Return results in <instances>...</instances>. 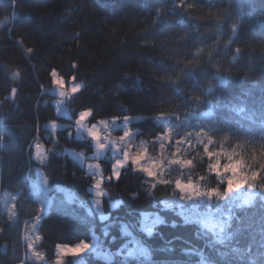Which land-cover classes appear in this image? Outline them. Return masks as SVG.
I'll list each match as a JSON object with an SVG mask.
<instances>
[{"label": "trees", "instance_id": "obj_1", "mask_svg": "<svg viewBox=\"0 0 264 264\" xmlns=\"http://www.w3.org/2000/svg\"><path fill=\"white\" fill-rule=\"evenodd\" d=\"M54 72L83 84L67 95L71 117L57 111ZM85 111L91 123L139 117L131 131L155 157L165 133L158 120L167 118L168 151L178 147L181 162L157 181L132 165L114 179L102 160V218L91 206L92 173L70 157V149L94 151L77 136ZM51 121L68 126L53 132ZM36 145L46 148L45 164ZM218 161L242 166L257 193L251 203L227 199ZM177 182L225 195L209 204L230 207L221 239L189 218L190 204L177 206ZM2 191L17 195V219L0 210V264H37L24 242L36 219L50 262L58 245L88 242L96 231L115 257L87 253L85 264H264V0H0ZM145 213L161 220L152 235ZM133 237L148 256L134 252Z\"/></svg>", "mask_w": 264, "mask_h": 264}, {"label": "rangeland", "instance_id": "obj_2", "mask_svg": "<svg viewBox=\"0 0 264 264\" xmlns=\"http://www.w3.org/2000/svg\"><path fill=\"white\" fill-rule=\"evenodd\" d=\"M54 87L52 92L57 96L56 108L59 114L72 116L71 110L66 105L67 95L75 94L83 87V84L71 80L66 82L62 79L57 72L53 73ZM69 90V91H67ZM71 92V94H70ZM90 112L85 111L79 115L77 123L75 124L77 136L81 137L86 135L94 148L92 153H86L84 150L70 149V157L82 168L92 173L93 181H96L92 190L94 194L93 200H91L92 210L96 213H100L103 218L102 197L105 192L102 188L104 180L103 166L101 161L108 159L112 164V176L114 179H118L122 168L132 165L136 170L144 172L147 176L160 181L165 172L175 162L180 161V157L177 154L178 147L174 149L171 154L168 151V144H170L172 128L167 118H160L158 120L165 128V133L157 138L156 142L159 145L158 156H153L148 148V144L135 140V133L131 131L130 122L137 118L126 119H111L108 121H101L98 123H91L88 118ZM49 128L51 126L67 127L68 125H62L57 121H51L48 123ZM53 131V130H52ZM54 132V131H53ZM82 134V135H81ZM180 146V145H178ZM181 149V147H179ZM35 158L40 159L41 154H45V146H35ZM38 160V159H37ZM223 161V160H221ZM217 162L214 170L219 172L229 181V189L227 193V199L232 203L249 204L257 196L254 191L252 182L247 180L243 174L242 166L238 162L233 163H221ZM181 162V161H180ZM39 191L44 195L43 187L47 186V180L40 176ZM41 184V185H40ZM43 186V187H42ZM177 189L181 192L180 203L178 207L183 204H190L191 213L188 214L189 218L200 223L204 228L212 231L217 238L223 237L224 222L229 217L228 209L224 210H212L209 206L210 200L214 197L219 200L224 198L219 194L204 190L193 183L177 182ZM62 191L66 194L69 201H74V197L71 194L70 189L61 187ZM16 200L17 195L8 191H2L0 193V210L7 214L11 220L16 221ZM207 203L205 210L201 208L202 205ZM142 228L148 235H152L157 224L161 222L158 215H152L145 213L142 216ZM40 220L36 219L32 222L24 235V242L26 247L27 259L37 264H85L84 255L87 253H93L97 257L111 260L115 257V252L110 248H103L100 240V235L94 231L92 239L88 242H81L76 245H64L60 244L56 247V259L54 262L47 260L44 252L39 248L40 237L38 232ZM123 231L125 234H133L131 227L126 223H123ZM133 236V235H132ZM135 247L134 252H138L144 256H148L147 248L142 244L138 237H133ZM72 257L73 261H70ZM200 264H212L206 260H202Z\"/></svg>", "mask_w": 264, "mask_h": 264}, {"label": "crops", "instance_id": "obj_3", "mask_svg": "<svg viewBox=\"0 0 264 264\" xmlns=\"http://www.w3.org/2000/svg\"><path fill=\"white\" fill-rule=\"evenodd\" d=\"M54 127H55V126H51V129H52L53 131L55 130ZM35 150H36V149H35ZM40 156H41L40 159L37 158L38 161H39L41 164H45L46 161H47V158H48L47 153L45 152V154H41Z\"/></svg>", "mask_w": 264, "mask_h": 264}]
</instances>
